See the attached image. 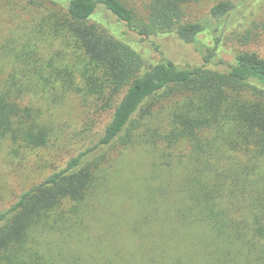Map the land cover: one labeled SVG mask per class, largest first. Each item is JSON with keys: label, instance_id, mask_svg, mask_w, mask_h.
<instances>
[{"label": "trees", "instance_id": "16d2710c", "mask_svg": "<svg viewBox=\"0 0 264 264\" xmlns=\"http://www.w3.org/2000/svg\"><path fill=\"white\" fill-rule=\"evenodd\" d=\"M7 1L19 21L0 42V165L79 146L0 210V264H264V58L217 56L237 4L189 22L197 0H148L141 17L121 0ZM100 6L202 65L146 64L90 20ZM69 100L107 120L69 138Z\"/></svg>", "mask_w": 264, "mask_h": 264}, {"label": "rangeland", "instance_id": "374dc122", "mask_svg": "<svg viewBox=\"0 0 264 264\" xmlns=\"http://www.w3.org/2000/svg\"><path fill=\"white\" fill-rule=\"evenodd\" d=\"M50 1L66 7L71 0ZM121 1L133 9L138 17L144 14V8L148 3V0ZM220 1L225 0H197L184 6V20L190 22L204 19L211 7ZM229 1L237 4V10L221 23L223 36L217 56L230 63L233 62L234 55L241 52H255L264 58V0ZM13 9L10 1L0 0V42L10 35L11 30L19 21L18 13H13ZM90 20L110 32L115 39L126 42L140 54L146 64L156 63L163 58L181 68L202 65L201 58L195 49L191 45L182 43L172 34L151 36L147 40H142L122 23L117 22L102 6L96 14L94 12L91 15ZM199 39L207 45L210 44V38L206 35L199 36ZM155 47H158V51ZM69 101L62 112V118L69 126L67 129L69 138L74 137V134L78 135L82 129V121L87 117L98 122L96 129L99 124L102 126V123L107 120V115H93L92 110L82 109L72 100ZM74 143L75 140L61 142L59 151L45 150L40 153V158H35L23 164L24 166L0 165V195L4 199V203H0V210L8 207L20 193L41 182L56 168L62 167L68 156L79 146L75 147Z\"/></svg>", "mask_w": 264, "mask_h": 264}]
</instances>
